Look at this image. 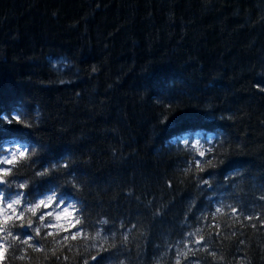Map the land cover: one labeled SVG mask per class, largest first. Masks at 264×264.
Wrapping results in <instances>:
<instances>
[{"label":"trees","instance_id":"1","mask_svg":"<svg viewBox=\"0 0 264 264\" xmlns=\"http://www.w3.org/2000/svg\"><path fill=\"white\" fill-rule=\"evenodd\" d=\"M262 87L264 0H0V112L21 120L0 121V158L26 145L37 161L0 189L77 210L69 229L32 233L42 252L9 237L3 264H176L197 228L208 251L180 264H264ZM15 207L13 233L45 211ZM80 228L89 239L57 243Z\"/></svg>","mask_w":264,"mask_h":264},{"label":"snow or ice","instance_id":"2","mask_svg":"<svg viewBox=\"0 0 264 264\" xmlns=\"http://www.w3.org/2000/svg\"><path fill=\"white\" fill-rule=\"evenodd\" d=\"M261 90L264 91V87H262ZM0 121H6L8 124H12L13 122L21 123L20 114L13 113L12 116H8L7 114L0 112ZM25 126L27 127L28 125L25 124ZM191 148L196 150L199 156L203 157L205 155V152L200 150V146L198 144L191 145ZM0 151H2V148H0ZM34 155H35V152L33 151L32 153H29L28 147L25 145V146H19L15 148V150L9 151L7 155H4L2 158H0V165H12L13 166L12 168L0 167V185L11 186L12 184H14L15 183L14 180H7L5 179V177L9 176L12 173L13 168L16 166V163L19 160H25L27 162H30L32 165H35L37 161L32 160V156ZM206 163H211V161H207ZM195 165L197 168H199L200 171L204 170L202 167V162L200 160H196ZM64 167H67V165L65 164ZM48 172H49V167L45 166L39 170H34L33 175L34 176H46ZM69 175H71V173H69ZM201 182L202 184H209V179H203ZM16 187L18 189L26 188L27 181L16 184ZM4 191H5L4 189H0V211L11 209L12 212L9 213L6 217H4L3 223H0V234H3L2 236H0V264H3V260L5 258L4 254L7 252L8 248L12 247V245L7 244L9 237H11L13 241H19L20 244L26 245L28 248H31L33 251L42 252L44 250L43 245H40L38 242L36 243L32 242L35 240V237L32 235V233H35L36 236H41L42 229L55 228V227H58V225L53 224L51 220H49L46 224H41L39 223V221H44L46 216H53L54 213H55V218L59 220L61 218V215L63 214L71 215V213L69 212V209H72V212L77 211L71 202L65 203L62 197L58 199L54 191L51 194H47L44 198L38 199V201H32L30 203L24 202L23 192L15 193L16 198L11 199V194L9 195V197H5ZM261 199H264V197H261ZM53 203H55L56 209H59L60 211L56 212V210L54 209L53 212L39 213V215L37 216L38 222L35 227H33V221L31 219H28L26 221V224H27V228L31 230L30 232L26 230L24 233H13L11 231V227L17 226L15 224H12L11 226L9 225V221L12 220V213H15L17 211V207L15 206H19V215L16 216L15 219L24 221L25 213L31 212L32 215L36 216L38 209L42 207L48 208ZM238 211H239L238 209L233 208L232 214L236 215ZM216 214L224 215L222 211V207H217L215 209V213H213V219H215ZM237 219H239L238 216H237ZM245 219L252 220V219H259V217L246 216ZM80 223H81V220L79 217H77L75 219V223L73 224V227H75L76 224H80ZM100 223L107 224L108 221L101 220ZM18 226L23 228L25 225L24 223H21ZM208 227L210 229L211 228L218 229L220 225L219 223L209 224ZM252 227L255 228L256 225L253 224ZM261 227H264V220L261 221ZM202 232H203V229L197 228L195 232L188 233V236L191 237V239L185 242L184 244V248L186 249V251L177 250L176 264H180L181 256L187 259L188 254L190 252L194 255L196 251H201V250L208 251V244L205 243V237L200 234ZM21 235L24 236L23 239L20 238ZM216 235H219V232H217ZM232 235L235 236L236 233L233 232ZM78 236H82L84 239H89V236L86 233H83V229L80 228V229H77L76 232L71 233L70 237L69 236L62 237L59 241H57V243L63 244V241L68 240L70 238L76 239ZM99 236H100V232L97 231L96 237H99ZM209 236H211V233H209ZM48 237H54V233L44 232L42 238L47 239ZM96 237H91V238L95 239ZM125 239H127L126 236H125ZM240 243L242 244L243 241H240ZM190 245H201V247L193 248V247H190ZM93 247H96V245H93ZM53 254H55V249H53ZM209 255L216 257V252L210 251ZM20 258L22 259L23 257H20ZM96 259H97L96 256L92 257V260H96ZM84 264H88V261L86 260Z\"/></svg>","mask_w":264,"mask_h":264},{"label":"rangeland","instance_id":"3","mask_svg":"<svg viewBox=\"0 0 264 264\" xmlns=\"http://www.w3.org/2000/svg\"><path fill=\"white\" fill-rule=\"evenodd\" d=\"M53 66L55 68H57V67L61 66V64L60 63H53ZM204 141H205V143H207L209 141V139H205ZM181 143L184 144V142H181ZM194 144H198L200 146V148H201V143L199 141V137L198 136H194V137L191 138L189 147H191V145H194ZM17 147L18 146H16V145H13V146L9 147L8 148V152L12 151V150H15V148H17ZM6 166H8V165H0V167H4V168H6ZM42 209H45L44 212H53L54 209L56 210V212L60 211L59 209H56L55 203H53L48 208H43L42 207ZM11 212H12L11 209H6L4 211H0V220L4 219V217H6ZM69 212L71 213V215L63 214V215H61V218L59 220H57L55 218V213H54L53 216H46L48 218V221L51 220L53 224L58 225V227L50 228V229L51 230H65V229L67 230V229H69L71 227V225H72V210L69 209Z\"/></svg>","mask_w":264,"mask_h":264}]
</instances>
